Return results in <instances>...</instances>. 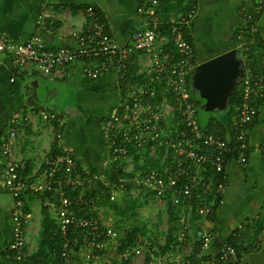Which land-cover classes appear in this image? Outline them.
Returning a JSON list of instances; mask_svg holds the SVG:
<instances>
[{
    "label": "built area",
    "instance_id": "built-area-1",
    "mask_svg": "<svg viewBox=\"0 0 264 264\" xmlns=\"http://www.w3.org/2000/svg\"><path fill=\"white\" fill-rule=\"evenodd\" d=\"M161 1L149 0L146 7L137 9L144 15V27L135 31L126 44H119L112 38L92 5L85 8L90 17L87 24L68 32L71 40L68 45L47 44L46 36L56 32L52 20L57 17L54 6L47 2L39 4L35 27L25 41L19 42L0 34V52L9 55L14 71L10 81L18 75L63 77L65 73L75 71L76 63L81 65L82 76L91 80L115 68L123 83L124 98L101 122V133L110 154L114 159H120L131 155L133 149L148 147L154 151L157 147H165V156L169 158V164L164 168L119 175L114 180L109 173L88 176V173L78 170L72 148L64 142L61 131L56 129L52 139L56 149L49 152L41 173L23 176L14 140L22 127L28 124V117L20 120L12 115L0 141L3 160L0 179L13 197L7 249L15 264H42L35 262L26 252L25 223L29 215L22 207L27 196L43 197L47 211L56 220L62 238L61 257L65 264H126L124 261L139 258L143 249L147 252L149 264H243L236 245L242 225L237 226L230 239L222 240L212 224L216 206L227 187L224 177L227 164L232 159L246 162L248 152L252 150L248 142L250 126L258 112V99L264 96V52L261 63L254 66L249 50L258 32L257 22L253 13L244 6L245 25L236 36V48L243 58L244 76L237 85L240 100L232 119V134L224 135L215 121L205 127L197 121V105L189 88L196 66L193 46L183 38L181 27L175 25L176 22L190 24L197 15L198 2L191 5L185 16H179V20L171 19L172 43L178 56L172 51L152 59L149 56L150 60L140 71L143 80L125 83L132 56L139 52L149 55L153 52L157 29L162 23L156 10ZM157 83H162L172 94L175 109L181 116L179 123L182 129L177 136L164 135L156 128L161 121L166 122L162 120L164 114L152 108ZM38 114L44 121L62 124L59 115L44 106L38 109ZM216 175L219 178L216 179ZM88 181L102 185L105 190H99L95 196L88 195V186L85 185ZM135 187L151 192L160 201L165 197L173 211V219L167 213L166 220L170 219L172 224L174 245L166 253L156 254L153 252L155 246L146 238L139 237L134 245H126L115 256H110L112 247L123 246L125 237L100 219L96 204L103 193L109 200H114L116 192H131ZM76 190L79 193L75 196L67 195L68 191ZM196 200L201 201L197 207L194 206ZM75 208H87L90 213L84 214ZM167 235L165 232L160 247L166 245Z\"/></svg>",
    "mask_w": 264,
    "mask_h": 264
},
{
    "label": "crops",
    "instance_id": "crops-1",
    "mask_svg": "<svg viewBox=\"0 0 264 264\" xmlns=\"http://www.w3.org/2000/svg\"><path fill=\"white\" fill-rule=\"evenodd\" d=\"M41 2L52 4L57 13V17L52 20L56 32L46 36L47 44L60 46L71 43L68 36L70 30L82 28L90 20L85 12L89 5L99 13L100 20L117 43H128L130 36L144 27V15L137 9L140 6L146 7L149 0H0V34H6L19 42L25 41L35 27L36 13ZM170 2L174 3L175 0ZM196 2L199 5L197 15L187 27L195 64L236 48V36L245 25L242 12L244 6L255 17L258 28L256 34L261 39L262 53L264 52V0ZM179 6L181 8L182 5ZM162 12L164 7L160 6L158 13L161 16ZM168 15H171V19L180 16L174 10ZM169 41L167 32L162 30L158 33L150 55L146 52L134 54L130 61V70L136 71L131 70L132 74L142 81V66L154 56L161 55ZM80 66L76 63L75 71L67 72L63 77L18 75L14 81H10L14 74L10 57L0 52V141L12 115L20 120L28 117V124L22 127L19 136L14 140L15 154L21 160L20 173L23 176H38L41 173L44 161L53 148L54 132L58 129V125L55 126L53 122L41 119L38 114L41 106L56 112L62 119V138L72 148L82 172L108 173L114 157L109 152L100 125L109 111L123 100V83L115 68H111L98 79L91 80L82 76ZM128 75L125 83L133 82ZM58 85L72 90V102L58 104ZM155 85L158 86V91L160 88L166 90L163 84ZM40 88L43 93L41 99L37 96ZM30 92L33 95V104H28L26 100V93ZM161 94L162 92L157 93L159 96ZM190 94L193 98V94ZM155 99L158 100L157 97ZM164 101L165 99L162 100ZM194 102L198 107L197 102ZM232 119L233 117L230 125L226 126L220 123L221 116L214 118L210 114L205 126L215 121L222 134H232ZM248 142L252 150L248 152L247 161L242 163L238 159H232L225 168L227 187L214 211L215 222L212 225L217 229L220 239L227 240L241 224V230L237 231L239 236L236 245L243 264H264V96L258 99V112L250 126ZM2 165L0 156V173ZM42 198L27 196L22 207V210H29L25 236L26 252L30 255L37 248L42 217L47 211ZM12 207L13 197L0 179V264H15L7 249L11 236Z\"/></svg>",
    "mask_w": 264,
    "mask_h": 264
},
{
    "label": "rangeland",
    "instance_id": "rangeland-1",
    "mask_svg": "<svg viewBox=\"0 0 264 264\" xmlns=\"http://www.w3.org/2000/svg\"><path fill=\"white\" fill-rule=\"evenodd\" d=\"M174 19V18H173ZM157 41V39H156ZM140 77V76H139ZM141 79L137 75L133 76L131 81L139 82ZM162 83H160L161 85ZM158 87V86H157ZM189 88L193 94L194 101L197 102V121L204 127L208 121L210 114L214 118H220L222 115L217 111L207 112L204 108L206 107V102L200 97V93L197 90H193L192 86L189 83ZM58 90L60 94L58 95V104H66L67 102H72L73 92L69 87H64L58 85ZM163 90V89H162ZM161 88L157 92H162L160 99H154L152 103L153 111L164 114L162 120L166 122H160L156 125L157 130H159L164 135L177 136L179 131L182 129L181 116L178 111L175 109V101L172 94L169 91H162ZM37 96L41 99L43 98L42 89H38ZM162 102V100H164ZM167 105V107L165 106ZM205 106V107H204ZM222 119L226 120L225 115L222 116ZM101 126V125H100ZM166 148L157 147L155 150H150L148 147L132 150V154L127 157L120 159H112L110 162L111 166L108 168V173L110 177L112 174L120 175L117 171V168L120 167L124 173H133L137 174L145 169H150L154 164L157 163L158 166L164 168L169 164V158L165 156ZM158 168V167H157ZM159 168V169H161ZM89 182V181H88ZM90 183V182H89ZM89 189V186L87 187ZM137 201L135 207L129 209V204L133 201ZM151 192L142 189L141 187H135L133 191H119L115 193V199L109 200L106 194H102V199L96 204L97 213L100 219L112 227H116L118 232L126 237V233L131 229V226H136L139 229L140 237L146 238L148 241L154 245L153 252L156 254L160 253V240L164 238L165 232L172 230V224L170 219L166 220L167 213L169 211L168 202L163 204ZM120 211H125V213H120ZM119 251V246H114L111 249L110 256H115ZM147 252L143 249L141 256L139 258H133L128 264H146Z\"/></svg>",
    "mask_w": 264,
    "mask_h": 264
},
{
    "label": "trees",
    "instance_id": "trees-1",
    "mask_svg": "<svg viewBox=\"0 0 264 264\" xmlns=\"http://www.w3.org/2000/svg\"><path fill=\"white\" fill-rule=\"evenodd\" d=\"M171 0H162L158 7H157V13H158V8L160 6L164 7V12H162L161 16L159 13L158 15L161 17V21L162 23L160 24L159 28L157 29V36L158 33L162 30H165V32H167L170 41L169 43H167V47L165 46V50L162 51L163 53L166 52H170L172 51L174 54H176V56H178V52L176 51L174 44L172 43V23H171V15H168L171 10H174L175 13H179L180 16H185L188 12V10L190 9L191 5L196 1V0H175L174 3L170 2ZM179 4H181V8L179 6ZM97 11V10H96ZM168 13V14H167ZM96 14L99 16V13L96 12ZM175 16H177L176 14H174ZM175 19L179 20V17H175ZM175 25H177L178 27H181V32H182V36L184 39H186L187 41L191 42L189 39V32H188V25L186 24H180V23H175ZM255 38V42L253 44L249 45V50H250V60L251 63L254 66L259 65L260 63V59H261V54H262V43H261V39L259 38V36L257 34H255L254 36ZM243 54L245 55V51H243ZM131 67V66H130ZM132 70V69H131ZM128 73L129 78L132 79V71H136V69L132 70ZM142 77V76H141ZM143 80V79H142ZM158 93V92H157ZM156 97L158 99H160L161 96L156 95ZM193 99V98H192ZM194 100V99H193ZM239 88L236 87L235 91L231 94L230 98H229V103L228 106L226 108V110L221 113V120L220 123L228 126L230 125V119L231 117H233V115L236 113L237 111V105L239 104ZM225 115L227 117L226 120L222 119V116ZM55 124V126H57V124L55 122H53ZM58 131H61V126L58 124ZM56 149V143H53V148H52V152ZM132 153V152H130ZM161 168L160 166L156 164L153 165L152 168ZM150 168V169H152ZM78 170L82 172L80 166L78 165ZM145 170H149V169H145ZM117 171L120 173V175L123 176H128V175H132L133 173H124L122 172L121 168L118 167ZM143 172V171H142ZM141 172V173H142ZM84 173V171H83ZM93 175V173L88 174V176ZM119 176V175H117ZM116 174H112L111 179H115ZM217 178H219V175L214 176ZM86 187L89 186V189H86L88 195L91 196H95L99 190H105V188L102 185L99 184H95L94 182L90 183H86L85 184ZM96 185H99V187ZM79 193V190H76L75 192L72 191H68L67 195L69 197H73L76 194ZM137 201L133 200L128 208L131 209L133 207H135ZM200 204V202H198L197 200L194 202V206L197 207ZM76 210H80L81 213L84 214H89L90 212L88 211L87 208H75ZM168 214L170 219H173V211L171 208H168ZM25 213H28V208H24L23 209ZM120 213H125V211H120ZM116 228V227H115ZM118 230V229H117ZM140 232L138 227L136 226H131V229L128 230V232L126 233V237L124 239V244L123 246L119 247V250H121L124 246H132L134 245L135 239L139 238L140 236ZM61 243H62V238H61V234L59 231V227L57 226L56 220L50 215V213L48 211L44 212L43 217H42V221H41V227H40V231H39V237H38V243H37V248L35 250V252L33 254H31V258L35 261V262H41L42 264H65L63 258L61 257ZM174 245V238L172 236V230H170L168 232L167 235V239H166V245L162 248H160V252L161 253H166L171 246ZM126 264L128 263V261H124ZM146 264H149V258L147 257L146 259Z\"/></svg>",
    "mask_w": 264,
    "mask_h": 264
},
{
    "label": "water",
    "instance_id": "water-1",
    "mask_svg": "<svg viewBox=\"0 0 264 264\" xmlns=\"http://www.w3.org/2000/svg\"><path fill=\"white\" fill-rule=\"evenodd\" d=\"M243 76L242 54L231 48L196 64L189 83L206 102V111L223 113ZM26 97L28 104L34 103L32 92L26 93Z\"/></svg>",
    "mask_w": 264,
    "mask_h": 264
}]
</instances>
